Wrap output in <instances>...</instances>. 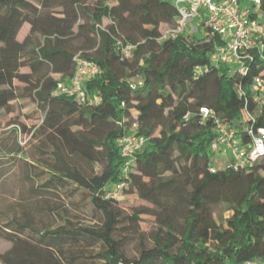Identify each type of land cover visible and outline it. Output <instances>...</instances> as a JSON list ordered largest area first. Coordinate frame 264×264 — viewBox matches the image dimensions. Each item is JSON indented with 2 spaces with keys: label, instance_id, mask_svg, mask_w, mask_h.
<instances>
[{
  "label": "trees",
  "instance_id": "1",
  "mask_svg": "<svg viewBox=\"0 0 264 264\" xmlns=\"http://www.w3.org/2000/svg\"><path fill=\"white\" fill-rule=\"evenodd\" d=\"M176 17L172 0H0V110L19 98L16 82L24 84L45 112L34 133L52 146L51 158L37 164L49 176L31 189L35 197L21 205L22 216L0 212V236L11 242L0 264H239L264 258V165L213 166L214 123L200 111L206 106L235 119L246 107L256 110L240 89L249 93L264 72V49L247 51L244 70L216 64L211 56L224 44L220 35L158 40ZM25 23L30 31L21 41ZM127 44L134 46L130 56L121 52ZM77 56L100 66L87 81L101 97L97 105L55 92L59 81L74 75ZM197 66L209 70L199 74ZM135 122L147 141L123 194L135 193L143 204L126 215L120 199L106 192L124 179L119 140ZM10 152L23 158L18 144ZM78 158L103 167L85 173ZM67 182L89 192L99 222L66 220L38 229L35 210L56 214L59 206L45 195L64 198ZM223 206L229 215L220 218ZM144 215L155 222L148 241L140 227ZM128 236L140 237L135 257L126 251Z\"/></svg>",
  "mask_w": 264,
  "mask_h": 264
},
{
  "label": "built area",
  "instance_id": "2",
  "mask_svg": "<svg viewBox=\"0 0 264 264\" xmlns=\"http://www.w3.org/2000/svg\"><path fill=\"white\" fill-rule=\"evenodd\" d=\"M177 11L175 25L162 31L158 39L163 41L190 33L220 35L224 44L215 51L211 60L232 67L243 63L247 51L253 48L264 49L263 31L264 14L263 0H172ZM249 2L245 5V2ZM134 46L123 45L121 52L125 56L132 54ZM199 74L207 73L208 67L197 66ZM100 66L87 58L77 56L74 75L69 80L59 81L55 92L72 96L84 105H97L101 97L91 93L87 81L100 73ZM135 82V81H134ZM136 82L140 83V79ZM249 93L240 89V94L249 97L257 109L246 107L244 116L230 119L218 114L214 109L203 106L200 108L204 119L210 117L214 123L215 136L210 143L211 154L225 152L232 155L231 160L216 159L222 167L231 166L235 170L254 167L257 163L264 165V124L257 125L259 118L264 117V72L258 73L250 86ZM135 122L127 133L119 140L124 163L121 173L122 180L108 187L106 197L120 199L125 186V178L137 152L145 147L147 138L137 131ZM213 160V159H212ZM213 172L215 168H211ZM264 170V169H263ZM239 264H264V258L246 260Z\"/></svg>",
  "mask_w": 264,
  "mask_h": 264
},
{
  "label": "rangeland",
  "instance_id": "3",
  "mask_svg": "<svg viewBox=\"0 0 264 264\" xmlns=\"http://www.w3.org/2000/svg\"><path fill=\"white\" fill-rule=\"evenodd\" d=\"M248 1L245 5H248ZM108 22L105 21V24ZM30 31V25L25 23L19 32L18 39L24 40ZM200 34V33H199ZM201 35V34H200ZM23 68L22 71H26ZM139 78L133 79L138 81ZM35 86V82H29ZM19 90V98L12 102L9 108L0 110V171L3 173L0 178V212H5L7 215H13L11 212L16 211L22 216L21 205L28 199L34 198L31 189L37 187L49 175L40 174L43 171L39 161L45 157L51 158L52 146L43 143V137L40 134L36 136L34 131H38L39 126L43 122L45 112L41 110L35 101L32 93L24 88V84L16 82ZM133 117V116H132ZM166 121L162 126L168 125ZM15 128L17 130H15ZM23 151V158L15 155V152H10L11 149L17 146ZM212 165L220 167V161L216 159L231 160L230 153L219 152L211 155ZM76 164L81 167L85 173H91L93 170L99 172L103 164L98 162L91 164L84 159H76ZM260 194L264 197V183L260 188ZM50 205H58L56 214L49 212L47 209L34 212L35 226L38 229H43L45 226L57 227L65 224L66 220H70L74 225H96L99 222V214L91 205V197L87 190L78 188L73 183L66 184L63 192L64 198L47 194ZM43 196L39 198L40 206L45 205ZM55 203V204H53ZM143 201L138 198L135 193L122 195L119 200V205L122 207L126 215H131L133 209L142 205ZM18 209V210H17ZM219 217H226L229 211L223 206L217 210ZM5 220V219H4ZM129 221L124 222L122 227L129 225ZM227 226V223H225ZM154 217L144 215L140 222L141 230L145 233L147 241L149 240V232L154 227ZM128 234L127 231L123 232ZM129 237V236H128ZM140 242V237H129L125 243V248L129 256L135 257L138 254L137 248ZM11 246V242L0 236V253L7 251Z\"/></svg>",
  "mask_w": 264,
  "mask_h": 264
}]
</instances>
